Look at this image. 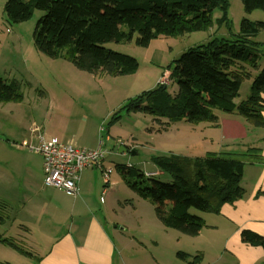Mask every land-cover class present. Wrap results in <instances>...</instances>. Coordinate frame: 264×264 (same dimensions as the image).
<instances>
[{"label": "trees", "instance_id": "trees-1", "mask_svg": "<svg viewBox=\"0 0 264 264\" xmlns=\"http://www.w3.org/2000/svg\"><path fill=\"white\" fill-rule=\"evenodd\" d=\"M241 2L247 14L264 12V0ZM229 8L230 0H7L4 13L11 23L20 24L29 21L35 11H42L34 32L39 52L50 58L63 56L77 69L96 76L122 77L137 72V60L105 44L135 41L137 46L148 47L160 37L209 31L218 9L222 15L217 25H225L231 37L194 46L169 66L170 80L177 85L174 94L168 85L159 83L130 100L124 110L168 119L169 123H162L166 127L183 120L218 126L219 111L238 114L252 126L264 128V67L257 76L253 74L262 57V43L255 39L264 30V21L244 18L239 32L232 34ZM250 79L249 95L236 103L244 81ZM21 99L16 81L0 79V104ZM261 153L262 149L251 147L243 152H207L196 157L158 156L152 162L171 177L170 182L149 178L145 184L126 183L139 197L154 204L156 217L165 228L196 237L206 225L192 211L218 215L225 204L243 199L245 166L262 163ZM117 170L123 176L134 173L142 177L124 165ZM4 220L0 212V224ZM6 240L0 233V243ZM241 240L264 249V237L253 231L243 230ZM179 256L188 259L187 254Z\"/></svg>", "mask_w": 264, "mask_h": 264}, {"label": "rangeland", "instance_id": "rangeland-1", "mask_svg": "<svg viewBox=\"0 0 264 264\" xmlns=\"http://www.w3.org/2000/svg\"><path fill=\"white\" fill-rule=\"evenodd\" d=\"M6 2L0 0V79L16 81L22 99L0 104V168L13 165L9 155L11 151L21 153L32 167L35 163L39 168L42 158L38 156L34 162L37 154L22 146L25 139L31 138L33 124L41 128L46 138L57 136L64 142L73 139L83 147H96L104 141L111 152L105 161L106 168L113 169L110 175L112 185L104 203L100 202V193L97 200L105 207V225L115 236V264L234 263L229 255L220 254L222 242L214 250L209 249L202 261L201 250L207 249L202 248L206 245L204 240L207 236L203 234L196 239L165 228L156 217L154 204L139 197L126 183H148L150 179L146 174L159 171L152 162L155 157L173 154L196 157L207 152L220 153L224 148L223 141L219 143L216 139V133L207 131L202 124L194 125L183 120L170 123L166 129L162 123L169 122L168 119L124 110L130 100L155 89L159 83L168 85L174 94L177 85L170 80L168 69L172 67L169 66L194 46L213 38L231 37L225 25H217L221 11L217 9L214 12V26L209 31L160 37L148 47L137 46L135 41L105 44L110 50L135 58L139 64L134 75L111 77L81 71L63 56L50 58L39 52L34 45V32L44 13L37 10L29 21L14 24L4 13ZM229 18L234 34L239 32L244 18L264 21V12L257 10L247 14L241 0H230ZM255 40L263 47L259 69L253 70L257 76L264 67V30ZM251 83V79L244 81L240 90L241 100L247 98ZM112 120L115 122L110 124ZM110 132L113 136L111 143L107 142ZM124 146L129 149L122 154L120 149ZM122 164L135 169L142 177L134 173L123 176L117 170ZM152 179L171 181V177L164 174ZM3 208L1 203L0 210ZM192 213L199 217L205 214L199 211ZM179 254H187L188 259ZM197 256L200 257L195 260Z\"/></svg>", "mask_w": 264, "mask_h": 264}, {"label": "crops", "instance_id": "crops-1", "mask_svg": "<svg viewBox=\"0 0 264 264\" xmlns=\"http://www.w3.org/2000/svg\"><path fill=\"white\" fill-rule=\"evenodd\" d=\"M240 101L239 96L236 103ZM216 115L218 126L201 124L207 131L216 133L219 143L223 141L221 152H243L257 147L262 149L263 161L245 166L242 187L246 194L243 199L233 205L225 204L218 215L204 214L202 218L206 226L194 238L199 239L203 234L207 236L204 240L206 245L202 247L207 249L199 248L202 261L209 249L214 250L222 242L220 254L229 255L234 262L232 264H264V249L241 240L243 230L264 237V128L252 126L238 114L217 112ZM30 133L31 138L23 143L35 141V135L31 130ZM109 134L107 142L111 143L113 136L111 132ZM210 139L214 142L213 138ZM66 142L84 149H95L100 143L96 147H83L73 139ZM227 142L229 144H225ZM128 149L127 146L121 147L120 153L124 154ZM9 155L13 165L0 168V204L4 206L0 212L5 218L0 224V233L7 239L0 243V263L115 264V236L105 225V207L101 205L112 184L104 192L102 171L86 169L81 175L77 196L69 197L63 191L44 184L43 159L37 169L35 163L32 167L21 153L11 151ZM38 156L42 158L37 154L34 162ZM103 167H107L106 161ZM155 173L163 174L160 171ZM99 193L102 194L101 204L97 200ZM17 248L28 254L19 252ZM213 264L227 263L214 261Z\"/></svg>", "mask_w": 264, "mask_h": 264}, {"label": "built area", "instance_id": "built-area-1", "mask_svg": "<svg viewBox=\"0 0 264 264\" xmlns=\"http://www.w3.org/2000/svg\"><path fill=\"white\" fill-rule=\"evenodd\" d=\"M31 132L35 141L23 143L22 146L42 156L44 184L69 196L75 197L79 191V182L86 169L98 168L102 171L104 192L110 187L112 168H104L103 164L111 152L105 142L100 141L95 149H84L72 142H64L58 138H46L41 128L33 124ZM156 173L146 174L147 178L157 176Z\"/></svg>", "mask_w": 264, "mask_h": 264}]
</instances>
